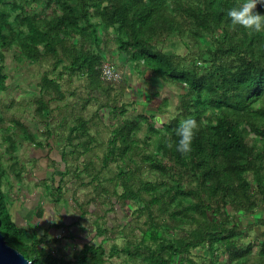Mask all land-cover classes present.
<instances>
[{"label": "trees", "instance_id": "1", "mask_svg": "<svg viewBox=\"0 0 264 264\" xmlns=\"http://www.w3.org/2000/svg\"><path fill=\"white\" fill-rule=\"evenodd\" d=\"M239 0H0V93L7 91L6 53L34 63H47L50 69L38 82L40 96L35 100L36 116L47 129L46 145L52 144L49 129L52 100L63 101L62 80L83 75L87 88L110 97L113 90L102 78V34H115L119 52L135 66L149 70L157 79L184 88L178 113L162 128L151 123V117L140 114L123 119L112 131L103 168L118 156L129 159L116 175V188L123 187L118 200H142L138 210L146 219L140 226V240L124 247L114 245L109 252L104 246L109 229L100 225L96 245L85 242L81 247L82 264H105L106 259L124 254L143 264H199L191 256L193 250H206L215 257L218 249L229 254L233 264H264V241L257 257L253 243L246 242L249 232L235 221L237 213H253L264 206V32L232 26L226 10ZM41 4L43 8L36 9ZM264 14V3L257 4ZM209 44L202 47V40ZM179 40L196 56L174 51L166 53L160 46L168 40ZM176 48V44L173 47ZM167 105V100H163ZM110 106L109 103L100 109ZM122 108V115L126 110ZM117 115V114H116ZM195 116L199 129L190 153L182 154L170 141H178L175 129L182 117ZM96 117L99 114H95ZM0 132L9 143L11 159L17 150L13 129ZM155 136L154 152L148 164L157 181H144L129 165L135 163L136 136L143 123ZM18 131L28 132L25 124L14 121ZM34 140L32 138H29ZM96 137L89 120L77 117L70 127L66 145L73 147L78 159L93 150ZM42 144V143H40ZM52 146V145H51ZM80 149H83L80 151ZM79 150V151H78ZM60 179L54 169L49 194L59 206L63 183L68 172L67 151H62ZM67 165V166H66ZM89 163L84 171L88 172ZM67 167V169L65 168ZM23 167L16 161L7 166L0 154V230L7 243L33 264H73L45 253V235L39 237L31 228L19 225L10 211V199L2 187L9 189L10 177L22 179ZM75 175H80L78 167ZM97 175V174H96ZM98 175L95 178H97ZM10 191V190H9ZM146 195H149L147 198ZM210 213V215H209ZM258 225H264L260 221ZM257 226V225H256ZM56 227H59L56 225ZM71 240L77 235L69 232ZM264 232L257 235V239ZM81 246V245H80ZM78 261V262H79Z\"/></svg>", "mask_w": 264, "mask_h": 264}, {"label": "rangeland", "instance_id": "2", "mask_svg": "<svg viewBox=\"0 0 264 264\" xmlns=\"http://www.w3.org/2000/svg\"><path fill=\"white\" fill-rule=\"evenodd\" d=\"M35 8L43 7L39 4ZM101 36L102 41L99 45L103 49L104 64H108L113 70L111 79L105 82L113 89L110 92V97L101 91H90L87 88L88 79L86 76H70L67 73L61 82L66 98L63 101L52 100L50 102L52 118L49 129L53 132L52 144L55 149H58L57 159L59 163L62 162L60 151L66 149L68 152L66 159L70 172L64 179V192L59 202V209H54V213H51V217L49 216L51 221L47 219L49 222H57L63 232L57 235L49 234L46 238L48 244L43 246V250L46 254L52 253L61 261L73 262V264H82L79 259L83 243L92 242L96 245L102 240V238H97L96 234L99 225L109 229L108 239L104 243L108 254L114 245L122 248L130 240L135 243L139 242L140 226L146 219L145 214L141 218L138 216V210L144 206L143 201L118 200L123 193L122 186L116 188L117 194L114 193L116 175L120 168L125 167L129 159L118 156L108 167L103 168V157L108 152V141L112 137V131L120 121L135 119L142 114L151 117V123L154 127L162 128L178 113L180 95L185 92L180 85L157 79L152 76L149 70L142 66H135L127 60V57L121 54L117 48L115 34L111 33L107 36L103 32ZM209 43L210 40L204 38L202 47ZM175 44L176 48L174 49ZM160 47L166 53L173 54L176 51L182 55H189L191 61L195 60L197 56L192 54L193 47L189 50L176 39L165 41ZM4 68L9 77L7 80L9 88L0 93V115L5 119L2 124L3 129H7L8 126L13 129V135L17 141V150L14 154L17 160L14 157L9 158V143L4 141L3 132H0V154L4 155L7 166L18 161L24 169L20 181H17L13 176L10 177L13 184L12 189L8 188L5 181L2 187L7 191L9 198L14 199L15 196L21 195V187H24L22 183H26L30 191H39L40 193L44 189L47 194L45 196L49 199V188L52 181L31 183L28 178L40 170L33 166L35 161H31L33 157L31 146L36 142L42 144L46 142L44 133L47 129L36 116L35 100L40 96V89L37 84L40 82L43 73L50 69V65L15 57L12 51L6 53ZM165 99L167 105H163ZM106 103H109L110 106L100 109V106ZM122 106L126 110L124 115L121 111ZM96 113L99 114L98 117L95 116ZM79 116L89 120L91 133L96 137L93 150L80 159L76 156L77 151L75 154H71L73 147L66 145L70 127L76 123ZM17 119L25 124L28 132L18 131L16 133L17 128L14 121ZM32 136L34 140L29 139ZM146 137H150L151 140L155 139V136L150 133L149 125L143 123L142 131L136 136L139 144V149H136L135 152L137 155L134 157L136 164L130 163L129 165L138 178L154 183L157 181V176L151 171L147 157L154 152L156 143L149 140V145H145ZM82 150L80 149V151ZM89 163L92 165L86 172L84 169ZM76 167L80 173L78 176L75 175ZM65 168L67 169V167ZM60 173L61 171H58L54 175V179L57 181L60 179ZM96 174L98 177L94 179ZM44 176L46 177V174ZM146 196L149 198V195ZM45 206L48 208L47 203ZM49 210L51 211V209ZM63 216L69 219L71 225L64 226L62 224ZM235 221L242 230L249 232L246 242L251 241L253 243L252 255L257 257L259 244L264 241V236L257 239V235L264 232V225H258L260 221L264 222V206L260 205L253 213H237ZM73 224L81 229L80 235L84 233L82 236L84 242L78 243L77 239L72 241L68 236L70 230L73 229ZM45 234L44 231L42 233L38 231L39 237ZM190 257L199 264H233L229 261V254L223 249H218L215 257L210 256L206 250H193ZM105 264L143 263L141 259L130 260L124 254H119L113 258H107Z\"/></svg>", "mask_w": 264, "mask_h": 264}, {"label": "crops", "instance_id": "3", "mask_svg": "<svg viewBox=\"0 0 264 264\" xmlns=\"http://www.w3.org/2000/svg\"><path fill=\"white\" fill-rule=\"evenodd\" d=\"M34 144V143H33ZM52 145V146H51ZM46 145L40 144L39 142L35 143L31 146L32 148V158L31 161H35L33 163V166L38 167L40 170H38L34 175L29 176L28 181L31 183H35L37 181H48L53 180V174L54 169L58 171V169L61 167V163H59L58 157V149H55L53 147V144ZM61 152V151H60ZM62 154V152H61ZM62 160V159H61ZM37 162V163H36ZM42 172V173H39ZM46 174V177L44 176ZM30 179V180H29ZM23 186H26V183H22ZM22 186V185H20ZM24 187H21V195L15 196V198H9L10 199V211L12 213V216L14 220L21 226L26 228H31L34 231L38 233L39 232H47L51 234H61L63 232L62 228L56 227L57 222H49L50 220L49 216L51 217V213H54V209H59L58 205H55L51 197H46L47 195L45 193V190L43 191H30L29 188L24 189ZM50 200V201H45ZM47 203L48 208L51 209V211L46 208L45 204ZM58 207V208H57ZM47 211L49 214L47 215ZM71 220V219H70ZM51 221V220H50ZM75 223V222H74ZM62 224L65 225H71L69 223V219L65 218V216L62 217ZM52 225V226H51ZM81 229L76 227V225L73 224V229L70 230L73 235H77L76 239L79 243L84 242L82 240L83 234L80 235ZM77 232V234H75Z\"/></svg>", "mask_w": 264, "mask_h": 264}, {"label": "clouds", "instance_id": "4", "mask_svg": "<svg viewBox=\"0 0 264 264\" xmlns=\"http://www.w3.org/2000/svg\"><path fill=\"white\" fill-rule=\"evenodd\" d=\"M264 0H239V2L226 10V16L230 18L232 26L243 28L257 33L264 32V14L257 10V4ZM199 129V122L195 116L182 117L175 129L178 141H170L171 147L175 143L176 149L187 154L192 150V142Z\"/></svg>", "mask_w": 264, "mask_h": 264}, {"label": "water", "instance_id": "5", "mask_svg": "<svg viewBox=\"0 0 264 264\" xmlns=\"http://www.w3.org/2000/svg\"><path fill=\"white\" fill-rule=\"evenodd\" d=\"M0 264H33L17 249L10 246L0 230Z\"/></svg>", "mask_w": 264, "mask_h": 264}, {"label": "built area", "instance_id": "6", "mask_svg": "<svg viewBox=\"0 0 264 264\" xmlns=\"http://www.w3.org/2000/svg\"><path fill=\"white\" fill-rule=\"evenodd\" d=\"M113 74L112 67H110L108 64H103L102 66V78L104 80H109L111 79Z\"/></svg>", "mask_w": 264, "mask_h": 264}]
</instances>
